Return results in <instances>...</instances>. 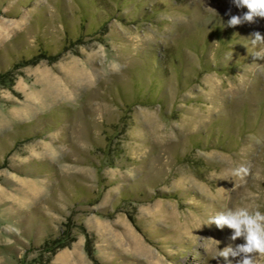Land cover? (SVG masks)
Wrapping results in <instances>:
<instances>
[{
	"label": "rangeland",
	"instance_id": "1",
	"mask_svg": "<svg viewBox=\"0 0 264 264\" xmlns=\"http://www.w3.org/2000/svg\"><path fill=\"white\" fill-rule=\"evenodd\" d=\"M244 11L0 0V264H224L208 218L264 211V18L227 24Z\"/></svg>",
	"mask_w": 264,
	"mask_h": 264
},
{
	"label": "clouds",
	"instance_id": "2",
	"mask_svg": "<svg viewBox=\"0 0 264 264\" xmlns=\"http://www.w3.org/2000/svg\"><path fill=\"white\" fill-rule=\"evenodd\" d=\"M237 9H247L241 14L231 15L227 21L229 26L253 23L256 18H264V0H231ZM255 49V56L264 52V35L255 32L250 40ZM249 172L245 165H240L231 170V174L243 179ZM215 226L219 229L227 227L231 230L228 237L231 243L222 249L218 248L219 241H216L215 259L223 258L224 264H259L264 258V211L259 205H247L226 208L216 215L209 217L207 226ZM240 239L242 242L237 243Z\"/></svg>",
	"mask_w": 264,
	"mask_h": 264
}]
</instances>
